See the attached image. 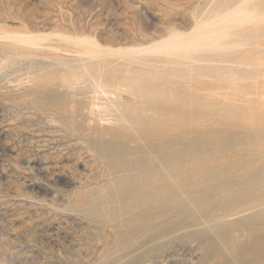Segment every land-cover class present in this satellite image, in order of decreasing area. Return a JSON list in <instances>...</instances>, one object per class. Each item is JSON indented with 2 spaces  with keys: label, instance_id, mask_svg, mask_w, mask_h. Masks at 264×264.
Returning <instances> with one entry per match:
<instances>
[{
  "label": "rangeland",
  "instance_id": "rangeland-1",
  "mask_svg": "<svg viewBox=\"0 0 264 264\" xmlns=\"http://www.w3.org/2000/svg\"><path fill=\"white\" fill-rule=\"evenodd\" d=\"M241 1L0 0V264H102L106 255L107 264L116 261L109 255L115 235L79 207L77 196L92 194L104 182L106 167L118 162L103 159L101 148H116L124 158L138 152L134 143L103 136V129L114 127L113 117L100 113L104 120L98 125L83 105L93 95L92 85L105 83L112 73L93 74L95 80L88 75L77 101L61 86L64 65L77 64L80 55L77 46L58 36H87L113 48L145 46L171 31L188 32L197 18ZM255 5L264 10V0L247 4ZM260 29L234 40L232 48L206 54L231 55L218 67L211 62L203 72L188 70L184 79L177 77L179 71L150 69L144 71L150 77L138 82L154 95L135 110H159L140 117L170 125L183 117L180 130L168 136L174 139L172 149H182L176 160L201 169L203 184L188 182V191L201 198L228 200L237 188L244 192L249 172L264 175V66L253 57L264 58V24ZM33 34L48 37L36 46L4 38ZM245 51L251 58L240 57ZM48 73L57 76L41 87L38 76ZM66 121L72 123L68 128ZM180 131L182 146L176 145ZM150 243L156 249L146 264H217L216 258L196 257L201 250L196 236L184 238L174 230L165 241Z\"/></svg>",
  "mask_w": 264,
  "mask_h": 264
},
{
  "label": "bare ground",
  "instance_id": "bare-ground-1",
  "mask_svg": "<svg viewBox=\"0 0 264 264\" xmlns=\"http://www.w3.org/2000/svg\"><path fill=\"white\" fill-rule=\"evenodd\" d=\"M250 1L243 0L232 7L225 5L206 18H197L190 31H171L145 46L113 48L87 36H58L77 46L80 55L77 64L64 65L65 70L59 77L61 86L72 90L70 96L76 100L83 95L80 83L88 75L95 80L94 76L112 73L105 83L92 85L94 90L89 100L78 102L95 116L91 119L98 125L104 120L100 113L113 117L114 127L103 129L101 134L110 137L112 142L134 143L138 152L124 158L116 148H101L104 153L101 158L118 162L106 167L101 176L104 182L92 194L82 192L77 196L79 207L104 224L110 235H115L113 247L109 246L112 248L109 255L116 259L113 264H146L155 248L150 242L165 241L174 230L183 233L184 238H198L201 250L196 253L197 258H216L217 264H264V175L258 178L249 172L252 178L244 186V192L237 188L228 200L215 195L201 198L188 191L189 181L197 186L202 183L201 169L177 161L183 154L182 149H172L174 139L168 136L169 132L180 130L183 117L173 122L177 125L174 127L162 119L140 117L144 112H158V109L135 110L137 104L154 95L151 90L138 86L139 81L151 75V72L144 75V71L160 68L179 71L177 77L184 79L188 70L203 72L207 64L216 62L218 67L231 57L206 54L232 48L234 40L240 37L248 39L258 35L264 24V10L258 11L259 5L249 8ZM47 37L33 34L4 38L36 46ZM251 56L250 51L240 54L244 59ZM253 57L256 65L264 66L263 57L257 54ZM195 64L198 68H193ZM56 76L54 73L38 76L40 86ZM125 94L131 97L125 99ZM58 114L64 117L63 113ZM64 125L68 128L72 123L66 121ZM178 134L176 145L182 146L184 132ZM260 142L264 159V136ZM140 153L144 155L142 158ZM168 218L173 220L168 222ZM106 256L102 257L105 260H99H103L102 264L109 262Z\"/></svg>",
  "mask_w": 264,
  "mask_h": 264
}]
</instances>
